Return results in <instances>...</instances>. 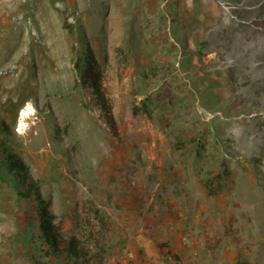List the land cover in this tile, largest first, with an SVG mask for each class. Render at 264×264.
I'll list each match as a JSON object with an SVG mask.
<instances>
[{
    "label": "rangeland",
    "instance_id": "374dc122",
    "mask_svg": "<svg viewBox=\"0 0 264 264\" xmlns=\"http://www.w3.org/2000/svg\"><path fill=\"white\" fill-rule=\"evenodd\" d=\"M37 195L90 264H264V0H0V264L44 260Z\"/></svg>",
    "mask_w": 264,
    "mask_h": 264
},
{
    "label": "trees",
    "instance_id": "16d2710c",
    "mask_svg": "<svg viewBox=\"0 0 264 264\" xmlns=\"http://www.w3.org/2000/svg\"><path fill=\"white\" fill-rule=\"evenodd\" d=\"M79 70V76L82 80V84L91 89L93 94L97 97L98 102L103 108L107 110L111 120V126L114 127L112 119L111 109L107 104L101 92V71L98 62L91 53L87 51L82 65V69ZM6 156L9 170L15 174L22 183L25 184L26 191L21 193L22 196L28 198L33 191H36V183L32 182L28 177V167L26 164L13 153H9L3 150ZM37 201L40 205L39 218H40V239L43 246H45L44 260L36 261L35 264H48L53 259L60 260L62 258L82 260L84 264H90L91 259L89 252L81 248L79 240L75 237L65 239L62 235L61 228L54 223V215L49 211L48 206L40 195H37ZM176 261H179L178 257L174 256ZM97 264H100L98 262Z\"/></svg>",
    "mask_w": 264,
    "mask_h": 264
},
{
    "label": "bare ground",
    "instance_id": "6f19581e",
    "mask_svg": "<svg viewBox=\"0 0 264 264\" xmlns=\"http://www.w3.org/2000/svg\"><path fill=\"white\" fill-rule=\"evenodd\" d=\"M34 114V108L30 106L29 104L24 108L19 117V130L23 131V129L26 127V120L29 119L31 115ZM3 235V234H2Z\"/></svg>",
    "mask_w": 264,
    "mask_h": 264
}]
</instances>
